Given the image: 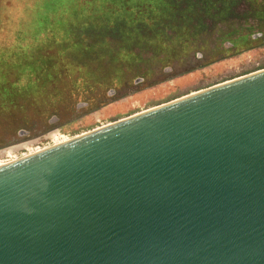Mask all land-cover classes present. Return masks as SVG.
Returning a JSON list of instances; mask_svg holds the SVG:
<instances>
[{"label": "water", "instance_id": "95a60500", "mask_svg": "<svg viewBox=\"0 0 264 264\" xmlns=\"http://www.w3.org/2000/svg\"><path fill=\"white\" fill-rule=\"evenodd\" d=\"M0 264H264V69L0 167Z\"/></svg>", "mask_w": 264, "mask_h": 264}, {"label": "rangeland", "instance_id": "374dc122", "mask_svg": "<svg viewBox=\"0 0 264 264\" xmlns=\"http://www.w3.org/2000/svg\"><path fill=\"white\" fill-rule=\"evenodd\" d=\"M262 69L264 0H0V151H44Z\"/></svg>", "mask_w": 264, "mask_h": 264}, {"label": "flooded vegetation", "instance_id": "af4514ba", "mask_svg": "<svg viewBox=\"0 0 264 264\" xmlns=\"http://www.w3.org/2000/svg\"><path fill=\"white\" fill-rule=\"evenodd\" d=\"M230 47H231V45H230ZM137 81V80H136ZM138 81H140L139 79H138ZM223 83H225V82H223ZM221 84V83H220ZM219 84V85H220ZM218 85V84H217ZM127 100V99H126ZM157 107H160V106H157ZM157 107H153V108H149V109H147V110H143V111H141L140 113L141 114H143V113H145V112H147V111H151V110H153V109H156ZM140 113H138V115H140ZM92 116H94V115H92ZM135 116H137V115H135ZM132 117H134V116H132ZM129 119V118H128ZM105 125H102V126H100V127H98V128H101V127H103V128H105L104 127ZM107 127V126H106ZM98 128H96L97 130H99ZM102 129V128H101ZM97 130H94V131H97ZM93 130L92 131H90V132H94ZM90 132H88V133H90ZM53 135L54 134H50L49 135V137H53ZM85 135V134H84ZM83 136V135H82ZM16 137L18 138V139H20V138H28L29 137V135L28 134H26V133H24L23 131H19V132H17V134H16ZM75 137H78V136H75ZM75 137H72V138H75ZM81 137V136H80ZM69 139H67V138H64V137H56L54 140H52V145H54V144H60V143H63V142H66V141H68ZM33 143V142H35V141H30V142H26V143ZM20 148H23V145H20ZM48 149V148H47ZM3 151H5L6 153L7 152H10L11 151V149L9 148V149H5V150H3ZM42 150H39V149H36V150H34V152H33V154L35 153V154H37V153H40ZM25 155H31V154H25ZM25 155H23L20 159H22ZM9 161V160H8ZM8 161H0V167H3ZM12 162L13 161H16V160H11ZM11 162V163H12Z\"/></svg>", "mask_w": 264, "mask_h": 264}, {"label": "bare ground", "instance_id": "6f19581e", "mask_svg": "<svg viewBox=\"0 0 264 264\" xmlns=\"http://www.w3.org/2000/svg\"><path fill=\"white\" fill-rule=\"evenodd\" d=\"M57 136H54L53 137V139L52 140H54L55 138H56ZM65 143H67V142H65ZM61 144H63V143H60V144H58V145H61ZM58 145H56V146H58ZM56 146H54V147H56ZM51 148V147H50ZM34 150H35V148L34 149H27V151H26V153L25 154H31V155H35V153L33 154V152H34ZM46 150V149H45ZM11 154H13L11 151L10 152H5V151H2V152H0V161H8V160H19L23 155H25V154H22V156L21 157H19L18 159L17 158H15V156H11ZM30 155V156H31ZM3 157H9L7 160H2V158ZM25 158V157H24ZM14 162V161H13ZM9 163H11V162H7L5 165H7V164H9Z\"/></svg>", "mask_w": 264, "mask_h": 264}, {"label": "trees", "instance_id": "16d2710c", "mask_svg": "<svg viewBox=\"0 0 264 264\" xmlns=\"http://www.w3.org/2000/svg\"><path fill=\"white\" fill-rule=\"evenodd\" d=\"M147 1H148V4H149V5H150V4L154 5V4H155V1H157V0H147ZM59 3H61V2H59ZM44 5H46V4H43L42 6H44ZM37 9H38V11H39V9H41V6L38 7ZM43 16H44V14H43ZM34 17H35V19H36L37 22L40 21V20L37 19V11H35V13H34ZM231 47L233 48V47H235V45H231ZM41 66H42V64H41ZM42 67H43V66H42ZM35 68L38 69L39 66L36 65ZM46 76H47V78L49 79V81H51L52 83H53V82H54V83L57 82V80H56V77H57V76H55V75H54V76H51V75L48 73V71H46ZM53 80H54V81H53Z\"/></svg>", "mask_w": 264, "mask_h": 264}]
</instances>
